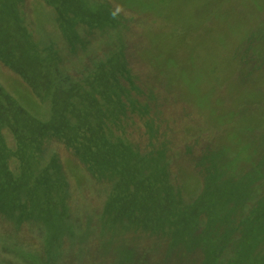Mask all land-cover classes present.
Returning <instances> with one entry per match:
<instances>
[{"label": "rangeland", "instance_id": "rangeland-1", "mask_svg": "<svg viewBox=\"0 0 264 264\" xmlns=\"http://www.w3.org/2000/svg\"><path fill=\"white\" fill-rule=\"evenodd\" d=\"M258 257L264 0H0V264Z\"/></svg>", "mask_w": 264, "mask_h": 264}, {"label": "trees", "instance_id": "trees-1", "mask_svg": "<svg viewBox=\"0 0 264 264\" xmlns=\"http://www.w3.org/2000/svg\"><path fill=\"white\" fill-rule=\"evenodd\" d=\"M234 223H235V226H234ZM234 223L232 224V228H233V230L235 231L236 234H239V236H237V237L240 238V237H242L244 235L246 240H248L247 238H248L249 233H247V232H249V230L251 229V227H250L251 226V221H249L248 218H243V220L237 219ZM236 234H235V236H236ZM203 235H205V234H203ZM203 239H204V243H205V238L203 237ZM206 239H207V242L209 244V238H206ZM211 240L214 241L213 238ZM250 240L251 239H249L248 241H250ZM236 241H238V240H235V243L233 241L232 244H230L231 243L230 242L228 245H225L223 241H220V242H223V246L220 248V251L222 249H224V248L225 249L230 248L232 252H243V250L239 249L240 245L238 246V242H236ZM206 246H208V245L206 244ZM260 256H262V255H260ZM254 258L256 259V257H254ZM258 259H259V257L257 258V260ZM260 259H261L260 261L259 260L257 261L258 264H264V259H262V257H260Z\"/></svg>", "mask_w": 264, "mask_h": 264}]
</instances>
